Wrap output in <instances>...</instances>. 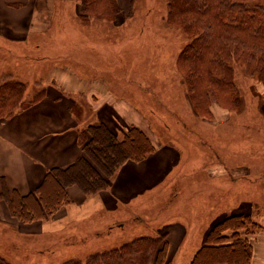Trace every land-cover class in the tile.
<instances>
[{"label": "rangeland", "instance_id": "obj_1", "mask_svg": "<svg viewBox=\"0 0 264 264\" xmlns=\"http://www.w3.org/2000/svg\"><path fill=\"white\" fill-rule=\"evenodd\" d=\"M0 1V83L19 78L30 102L74 72L81 83L68 84L83 91L75 105L82 129L105 123L122 138L133 125L156 146L145 160L120 169L111 184L124 196L88 219L64 228L56 222L45 232L9 210L20 224L0 219V257L9 264H63L167 233L166 264H190L224 218L248 213L264 227V84L235 63L239 106L197 110L177 64L190 39L167 21L168 0H129L128 9L119 0L114 21L82 18L86 0H22L18 10ZM245 4L264 7V0ZM95 76L96 88L82 82ZM262 251L263 244L258 256Z\"/></svg>", "mask_w": 264, "mask_h": 264}, {"label": "trees", "instance_id": "obj_2", "mask_svg": "<svg viewBox=\"0 0 264 264\" xmlns=\"http://www.w3.org/2000/svg\"><path fill=\"white\" fill-rule=\"evenodd\" d=\"M246 0H168L167 21L182 28L190 39L178 56L179 72L197 110L213 104L234 109L241 101L233 64L264 84V7H248ZM118 0H86L82 18L115 20ZM178 67V65H177ZM26 84L20 79L0 83V119H10L45 95L43 88L32 101L24 99ZM35 92V90H34ZM79 143L83 155L66 168L49 169L41 184L22 195L2 179L0 200L23 223L42 221L71 203L68 189L77 186L85 195L107 190L119 170L130 161L140 162L156 146L139 127L129 126L123 137L105 123L87 124ZM54 184L49 192L47 185ZM264 227L248 213L233 214L216 223L190 264H254L253 240ZM167 233L140 237L118 249L96 253L86 260L63 264H166ZM0 264H9L0 257Z\"/></svg>", "mask_w": 264, "mask_h": 264}, {"label": "crops", "instance_id": "obj_3", "mask_svg": "<svg viewBox=\"0 0 264 264\" xmlns=\"http://www.w3.org/2000/svg\"><path fill=\"white\" fill-rule=\"evenodd\" d=\"M23 3L22 0H9L5 1L4 5H14L16 8L13 7V10H18L23 6ZM128 4L129 0H125L124 9L129 8ZM0 5H2L1 1ZM18 30L20 35L32 34L31 31L27 32L17 28L16 31ZM65 73L64 77L57 81L56 86L44 87L45 95L41 102L28 106L11 119L0 120V188H2L3 179L11 190L16 189L22 195H26L41 184L49 169L66 168L83 155L79 143L82 126L75 117L76 100H79L76 95L83 91L74 90L68 84L70 80L73 84L81 83L82 76L78 77L74 72L71 75L70 71ZM82 82H87L90 86L96 84L95 88L98 85L96 76L94 79L88 77L86 81ZM85 109L83 102H80L79 112ZM127 166L128 170L135 169L134 165ZM114 186L115 183L111 184L109 189L95 195H85L79 187L71 186L68 189L70 204L62 206L46 220L27 224L47 232L58 225L56 222L62 224L64 228L65 226L69 227L75 221L88 219L91 217L87 216L90 213H94L98 209H105L109 200L112 201L114 198L120 200L118 197L124 196L123 193H120L122 190L116 193ZM0 219L11 220L10 222H13L14 225L20 224L12 218L7 203L3 200H0ZM262 244L264 245V233L253 245L254 264H264V251L261 252L262 257L258 256Z\"/></svg>", "mask_w": 264, "mask_h": 264}]
</instances>
